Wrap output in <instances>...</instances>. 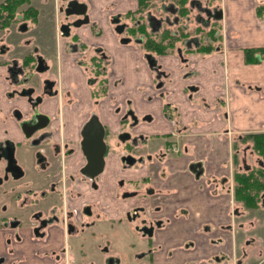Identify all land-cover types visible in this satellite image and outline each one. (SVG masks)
Instances as JSON below:
<instances>
[{"label":"flooded vegetation","instance_id":"obj_1","mask_svg":"<svg viewBox=\"0 0 264 264\" xmlns=\"http://www.w3.org/2000/svg\"><path fill=\"white\" fill-rule=\"evenodd\" d=\"M157 1L124 14L126 0H0V264H264V132L239 138V168L233 138L218 178L214 119L201 134L167 104L169 132L154 133L141 111L170 94L162 58L188 69L226 54L224 13ZM135 46L149 84L121 68ZM198 73L185 74L189 102Z\"/></svg>","mask_w":264,"mask_h":264},{"label":"crops","instance_id":"obj_2","mask_svg":"<svg viewBox=\"0 0 264 264\" xmlns=\"http://www.w3.org/2000/svg\"><path fill=\"white\" fill-rule=\"evenodd\" d=\"M126 1L130 4L135 3L133 0ZM129 3L124 5H129ZM219 6L224 13L222 19L226 24V31H228L227 53L225 55L224 53L213 54L209 58H204L203 61H198L196 68L188 69H182L181 62L175 57L162 58L165 68L171 73L170 81L167 84L170 94L162 99L149 102L144 108H141L142 113L150 112L152 114L154 119L152 131L154 133L169 132V124L163 117L167 104H169L173 115H177L179 120L186 125L196 117L195 119L198 120V125L201 127V134H203L204 124L209 118L214 119L213 131L217 138V154L213 168L218 178L227 171L226 162L230 157L229 154L232 153L233 138L237 136L243 141L249 133L264 132V57L255 63L246 62L247 50H264V0H221ZM125 7L127 6H123V8ZM102 28L105 30V36L110 37L108 25L104 23ZM107 45L109 50L111 49L113 52L117 50L112 48V40L108 39ZM127 48H121V68L124 70L127 66L133 68L136 65L137 72L135 79L128 74L129 85L141 86L151 83L150 72L142 60L143 50L138 46ZM259 54L260 52L255 53V55ZM201 58L198 57V60ZM223 67L225 69H222ZM192 70L199 71L195 82L201 84L202 89L196 95V99L189 102L185 99L184 89L188 82L185 80V74ZM224 74H228L229 78L228 84H226L229 90L227 104L221 96L226 83ZM143 80L146 81L141 84ZM192 80L194 81V79ZM204 99L214 103V106L207 108L203 102ZM221 102H223L222 105ZM227 119L231 123L232 135L227 137L228 144L221 147V134L227 128ZM216 199H218L216 204L220 208V204L226 203L227 195L222 193Z\"/></svg>","mask_w":264,"mask_h":264},{"label":"rangeland","instance_id":"obj_3","mask_svg":"<svg viewBox=\"0 0 264 264\" xmlns=\"http://www.w3.org/2000/svg\"><path fill=\"white\" fill-rule=\"evenodd\" d=\"M135 1V0H134ZM161 1H163V0H158L157 1V3H156V5H161ZM201 2H203V4H205L207 1H208V3L211 5V6H216V7H220L219 6V4H220V2H221V0H200ZM129 6V7H128ZM127 7H128V9H125V8H123V7H120V6H118V5H116L115 4V6L114 7H116L117 9L119 8V9H121L122 8V12L124 13V14H126L125 12L127 11V10H129V9H135V7H134V4L133 3H131L130 5H128ZM113 7V8H114ZM131 7V8H130ZM123 14V15H124ZM124 16H126V17H129V16H127V15H124ZM131 16V15H130ZM133 16V15H132ZM130 20H131V18H129ZM130 20H128V22H130ZM134 22V21H133ZM191 27H195V24H191ZM216 31L218 32V34L221 36L220 37V39L222 40V47H224L225 48V52L227 53V51H228V45H226V43H227V40H226V37L228 36V31H226L227 29H226V24H225V22L222 20L221 22H219L218 24H217V26H216ZM221 31V32H220ZM219 39V40H220ZM202 41H203V39H202ZM225 43V44H224ZM62 44V43H61ZM218 44H219V46H221V42L219 41L218 42ZM225 54V53H224ZM253 53L252 54H250V56L253 58ZM256 56V55H255ZM259 56H261L260 54H259ZM227 64V63H226ZM222 69H225V67H223ZM224 79L226 80V83L224 84V86L225 87H227V85L226 84H228V74L226 75V74H224ZM234 139H235V153H237V152H239V153H237L236 155H237V157H238V164H236V166L235 167H237V168H239V165H240V153H242V150L244 149V148H246L247 147V144H243V146H239V144L240 143H238L237 141H240L239 140V137L237 138V136L236 137H234ZM238 145V146H237ZM237 146V147H236ZM236 149H237V151H236ZM239 150V151H238ZM235 163V162H234ZM116 236H117V234H116ZM118 236H121V234H118ZM121 241V243L123 242L122 240H120ZM126 258V260H125V262H124V264H139L137 261H133L132 260V258L131 259H128L127 257H125Z\"/></svg>","mask_w":264,"mask_h":264},{"label":"trees","instance_id":"obj_4","mask_svg":"<svg viewBox=\"0 0 264 264\" xmlns=\"http://www.w3.org/2000/svg\"><path fill=\"white\" fill-rule=\"evenodd\" d=\"M150 1H152V0H140V4H141V6H143V7H145L146 8V6H148V3L150 2ZM185 2H186V0H183L181 3H182V5H184L185 4ZM184 14L185 13H187L185 10L184 11H182ZM172 45V44H171ZM256 52H260V55H261V57L260 58H258L257 56H255V53ZM253 53V58L250 56V54H252ZM264 57V50H261V49H257V50H247V52H246V62L247 63H255V62H258L259 60H261L262 58Z\"/></svg>","mask_w":264,"mask_h":264},{"label":"water","instance_id":"obj_5","mask_svg":"<svg viewBox=\"0 0 264 264\" xmlns=\"http://www.w3.org/2000/svg\"><path fill=\"white\" fill-rule=\"evenodd\" d=\"M221 13H223L222 11H220ZM219 19H220V17H219ZM150 64H151V62H150Z\"/></svg>","mask_w":264,"mask_h":264}]
</instances>
